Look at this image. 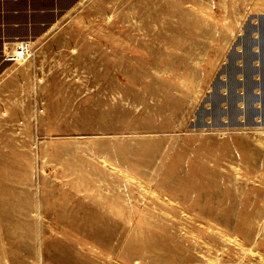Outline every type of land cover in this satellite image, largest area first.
Wrapping results in <instances>:
<instances>
[{"label":"rangeland","instance_id":"rangeland-1","mask_svg":"<svg viewBox=\"0 0 264 264\" xmlns=\"http://www.w3.org/2000/svg\"><path fill=\"white\" fill-rule=\"evenodd\" d=\"M71 254L264 264V0H0V264Z\"/></svg>","mask_w":264,"mask_h":264},{"label":"bare ground","instance_id":"bare-ground-1","mask_svg":"<svg viewBox=\"0 0 264 264\" xmlns=\"http://www.w3.org/2000/svg\"><path fill=\"white\" fill-rule=\"evenodd\" d=\"M22 55H25V47L24 45L19 46L18 50L16 51V56L19 57V59L22 57ZM75 219L70 220L69 223L72 224V226L70 225V230H68L70 232V238L68 239L69 243H68V247H69V251L73 254V251H75V249L78 247V244L80 245H85V242H88L90 240H95L100 236V232L99 229L97 227H93V229H90V231L88 232V236H84V237H77L79 234V225L84 223V220L81 217H74ZM77 222V224L75 223V221ZM65 255V257L62 260V263H67L69 261H73V257L76 258L75 255ZM73 256V257H72Z\"/></svg>","mask_w":264,"mask_h":264}]
</instances>
